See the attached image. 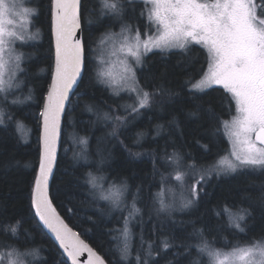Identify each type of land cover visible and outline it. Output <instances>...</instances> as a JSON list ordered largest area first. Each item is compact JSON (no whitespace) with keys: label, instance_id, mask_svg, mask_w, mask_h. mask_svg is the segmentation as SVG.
I'll list each match as a JSON object with an SVG mask.
<instances>
[{"label":"snow or ice","instance_id":"obj_1","mask_svg":"<svg viewBox=\"0 0 264 264\" xmlns=\"http://www.w3.org/2000/svg\"><path fill=\"white\" fill-rule=\"evenodd\" d=\"M99 3V17L108 16L119 22L120 30L113 32L110 28L106 29L98 43H111L113 48L118 47V51L125 59L120 61L119 74L102 69L95 71V75L99 82L112 89L114 96H119L121 92L130 95L133 103L122 106L126 113L139 116L141 110L150 109L157 102L156 97L164 95L167 91L163 87L148 90L140 83L137 72L146 69L145 58L148 53L156 54L155 50L164 53L174 48L187 52L192 45H199L207 50L208 65L202 78L193 84L191 89L193 94L207 95L214 86L219 85L234 102L236 115L231 121H221L231 141L227 157L221 158L214 165H198L194 158L186 160L185 155L174 148L171 153L165 150L163 157L153 158V173L160 176L161 183L160 191L155 194V202L159 204L158 213H165L171 219L173 212L197 208L210 196L206 189L213 174L219 177L252 171L264 175V3L259 6L255 0H99ZM137 3L144 6L139 12L135 7ZM19 7L17 0H0V92H6L12 87V83L4 79L8 68L5 54L14 51L9 45L13 40L25 41L26 38L38 37V31L37 34L26 37L5 27L6 24L14 23L11 18L13 15H28L29 12L38 15L36 10L27 8L16 11ZM54 12L55 75L44 100L43 110L39 113L42 118L43 151L30 202L34 207V216L38 217V223L42 222L43 226L55 235L63 252L71 258L72 264H81L80 257L85 253H87L85 264H107L77 232L68 227L49 197V180L56 163L61 118L65 114L66 102L70 103L69 93L73 86H78V79H82V71L88 70L90 61L99 65L108 63L92 47L97 41L83 34L80 23L81 0H54ZM129 12L132 13L133 20L139 17L145 21L143 33L140 24L128 22L126 17ZM78 30L81 32L79 36L76 35ZM149 30L155 32V35H150ZM111 55L115 56L116 51H112ZM10 59H14L18 71H24L20 68L22 53L14 57L10 55ZM12 80H15L14 75ZM168 95L171 96L172 93L168 92ZM6 98L5 96L2 99ZM86 107L88 111H94L92 105ZM196 107L201 108L202 105L197 104ZM206 111L213 113L210 104ZM114 113L115 109L102 113L96 111L98 119L112 123L111 135L118 143L123 144V141L119 140L117 129L128 122V117ZM189 115L196 116L197 112L190 111ZM10 123H16L17 127H20L19 122L11 120V114H6L0 109V126H3L0 130L6 132ZM172 123H175V120ZM162 127L158 125L157 131L159 132ZM141 136V133H137V143ZM79 142L87 146V140ZM201 147L208 150L207 145ZM130 155L139 156L140 153ZM80 158L87 161V155L83 150ZM158 159L170 169L167 175L157 166ZM103 163L102 157L99 164ZM86 178V182L96 191L99 199L109 201L116 208L124 203L129 191L127 178H120L119 182L114 180L107 188L104 185L106 180L104 176H97L89 171ZM170 178H174L181 189L178 200L174 195L171 199L165 196V192L170 189L164 185ZM141 191L142 188L137 186L129 218L140 212L135 202ZM3 208L4 205L0 203V210ZM212 211L216 220L222 223L202 228L194 227L189 238L196 239L197 243L176 245L167 238L151 241L145 240L141 234V251L134 257L129 245L131 239L129 219L125 218L124 226L120 230V235L124 239L122 245L118 246L120 259L129 261L131 258L134 264H157V258L161 254L172 248L182 247L188 255L191 254V249L195 248L198 255L211 257L214 264H264V234L259 238H250L249 243L243 247L233 248L229 254H223L219 249H215L213 247L215 239L209 240L205 234L219 232L224 228L233 230L234 233L247 234L250 228L247 220L252 217L251 211L235 205L229 206L223 201ZM188 223L194 226L196 221ZM165 227L163 222H159L153 225L152 232H163ZM22 232L26 235L22 236ZM0 235L8 237L0 240V264H36L38 260L46 261V258L41 256L39 248L27 246L32 234L23 229V218L15 221L0 220ZM225 242L229 243L226 238ZM174 254L179 256L181 253ZM168 264L172 262L168 261ZM190 264H199V261L193 260Z\"/></svg>","mask_w":264,"mask_h":264},{"label":"trees","instance_id":"obj_2","mask_svg":"<svg viewBox=\"0 0 264 264\" xmlns=\"http://www.w3.org/2000/svg\"><path fill=\"white\" fill-rule=\"evenodd\" d=\"M29 5L38 12V15H33L32 24L39 30L41 40L18 46L24 57L21 68L24 71H20L18 78L23 83L21 95L27 100L20 104L6 105L5 113L11 114V120L19 122L20 127L16 123H10L6 132L0 130V203L4 205L0 210V220L15 221L23 218V229L32 234L27 246L39 248L41 256L46 258V261H36V264H70L38 223L30 202L40 157V116L37 109L42 106L50 83L54 45L52 0H33ZM135 7L139 12L140 5L136 4ZM99 9L96 0H82L84 35L90 36L94 41L107 23L115 26L112 18L99 17ZM131 17L132 13L129 12L126 17L128 22L143 25V19L137 17L133 20ZM155 52L156 54L150 52L147 55V67L143 72L138 70L137 75L140 83L148 90L163 87L167 91L156 97L157 102L150 109L141 110L139 116L126 115L128 122L117 129L119 140L123 144L118 143L111 135L112 123L98 119L96 111L102 113L115 109V115L125 117L121 106V110L117 108L124 98L119 100L118 96H114L108 87L98 81L91 61L71 98L64 118L63 141L51 185V197L68 223L107 258L109 264H134L131 258L129 261L121 260L118 250V246L123 243L120 230L125 218L130 220L128 227L132 233L130 248L133 257L141 251V234L145 240L151 241L167 238L176 245L197 243L196 239L189 238L194 227L222 223L216 220L212 211L221 201L229 206L249 209L252 217L247 220L250 226L247 234L234 233L227 228L219 232H206L209 240L215 239L214 248H234L249 243L252 237L259 238L264 234V175L252 171L219 177L213 174L206 189L210 196L197 208L173 212L171 219L165 213H158L159 204L155 202V194L160 191L161 183L160 176L153 173V158L163 157L165 150L171 153L176 148L185 155L186 160L194 158L198 165H214L227 152L228 144L221 121L231 116L234 104L221 87H213L207 95H194L191 91L194 82L207 69V53L199 45L190 46L187 52L180 49ZM168 92L172 95L169 96ZM197 104L202 107L197 108ZM209 104L213 113L206 111ZM87 105H92L94 111H88ZM190 111L197 112V115H189ZM174 120L175 123H172ZM158 125L163 126L159 132ZM21 126L29 133L27 141L23 140ZM67 132L74 137L69 147ZM137 133L142 134L139 143ZM80 140H87V146L81 144ZM201 145H207L208 150ZM82 150L87 155V161L80 158ZM102 157L104 163L101 165L99 161ZM157 166L165 175L170 171L159 159ZM89 171L106 177L104 185L127 178L129 191L119 208L99 199L96 191L86 182V173ZM176 184L174 178H170L164 187L168 189L172 186L170 194L178 198L180 187ZM137 186L142 188L135 202L140 212L129 218ZM189 221L196 223L193 226ZM159 222L166 225L164 231L153 233V225ZM21 235L26 233L22 232ZM225 238L229 243L226 244ZM5 239L8 237L0 235V240ZM176 252L181 254L177 256L174 254ZM193 260H198L199 264H208L205 255H198L195 248L188 255L182 247H175L161 254L157 258V264H168V261L172 264H190Z\"/></svg>","mask_w":264,"mask_h":264},{"label":"rangeland","instance_id":"obj_3","mask_svg":"<svg viewBox=\"0 0 264 264\" xmlns=\"http://www.w3.org/2000/svg\"><path fill=\"white\" fill-rule=\"evenodd\" d=\"M30 1L32 2L33 0H17V3L20 5V7L16 11H22L23 8H27V9H30V10H34L33 3H32L33 7H31L29 5V2ZM97 2H98V5L100 7L99 0H97ZM255 2L259 6L260 4L264 3V0H255ZM137 4L140 5V10H142L144 6L142 4H139V3H137ZM32 17H33L32 12H29L28 15H22V16H15V15H13L11 18L13 19L14 23L12 25H7L6 24L5 27L9 31L17 32V34H22V35H25L26 37L28 35H35V34H37V31L39 32V30L36 29L33 26V24H32ZM113 22H114L115 26H111L112 23H107L108 25H106L105 29L103 31H101V32L103 33L106 29H109V28L113 32H119V30H120V28H119V22L114 21V20H113ZM129 23H132V22L130 21ZM144 24H145V21L143 22V25H141V28H140L141 33H143L145 31ZM100 33H99L98 37L95 40V41H97V43H93L92 44V47L94 49H96L97 54L100 55L108 63H106L104 65H99L97 63L91 62V65H92V68H93V73L95 75V71H99V70H102V69H108V70H111L114 74H119V72L121 70L120 61L123 60V59H125V57H124V55L122 53H120L118 51V47L117 48H113V45L111 43H108V44H99L98 42L101 39V34H102V33L101 34ZM149 34L150 35H155V32L149 30ZM39 40H41V38H40V36L38 34V37L36 39H27L26 38L25 41L13 40L12 44L9 45V48L14 49V51L12 53H10V54L9 53H6L5 54V60L8 61V68H7L6 72H5L4 79H5L6 82H11L12 83V87L8 88L6 92H0V109H3L4 112H5V109H6V105L7 104H9V103L10 104H20L21 102L27 100V98H23L22 95H21L23 92L20 89H21L23 83L21 81H19V78H18L20 71H18L16 69V67H15V61H14V59H10V55L12 57H14L16 54H20L21 52H20L18 46L21 45L22 43H27V42H31V41L32 42H35V41H39ZM117 44H118V42H117ZM200 47H202V46H200ZM171 50H177V49L174 48V49H171ZM171 50H169V51H171ZM112 51H116V55L115 56L111 55V52ZM204 51L207 53V50L206 49H204ZM23 61H24V57H23L22 61L20 62V68H22ZM207 67H208V65H207ZM206 71H207V69H206ZM13 75L15 76V80H12V76ZM201 78H202V76L197 81H195L194 84L197 83ZM102 84H104V83H102ZM105 86L108 87L107 85H105ZM214 87H221L222 88V86H219V85L214 86ZM109 89L112 91L111 88H109ZM5 96L7 97L6 100L2 99ZM118 97H119V100L121 98H124V100H123V102L119 106H117V108L119 110H121L120 109V106H121V108L123 109L122 112H124L125 113L124 116H126L128 113L125 112V110H124V108L122 106L123 105L132 104L133 103V99L130 97L129 94H127L125 92H121ZM13 101H19V102L18 103H13ZM233 104H234V102H233ZM41 108H42V106L37 109L39 111V113L41 111ZM235 115H236V112H235V108H234V112L225 121H231L232 117H234ZM68 129H69V126H68ZM21 130H22L21 132H22V135H23L22 136L23 137V140L24 141H27L29 139V133H28V131L26 129H24L22 126H21ZM223 132H224V135H225L226 140H227L228 148H227V152H225L218 159V161L221 158H223V157H227L229 155V151L231 149V141H230V138L225 133L224 128H223ZM72 135L73 134L69 132L68 133V136L66 138L67 143H69L68 147L70 146V144L72 145V142L74 141V137ZM218 161L216 163H218ZM108 185L109 184H105V188H107ZM176 186H178V182H177ZM168 189H170V191H166L165 192V196H166V198L171 199L172 196H171L170 193H171L173 187L172 186H169ZM178 194H179V196L181 195V189H179ZM176 199L178 200L179 197L176 198ZM101 201L104 202V203L110 204L109 201L102 200V199H101ZM131 239H132V233H131ZM131 239L129 240V245H131ZM244 245H246V244L240 245L239 247H243ZM215 249H219L223 254H229V253H231V251H232L233 248H215ZM205 257L207 258L208 264H214V261H213V259L211 257H209L208 255H205Z\"/></svg>","mask_w":264,"mask_h":264},{"label":"water","instance_id":"obj_4","mask_svg":"<svg viewBox=\"0 0 264 264\" xmlns=\"http://www.w3.org/2000/svg\"><path fill=\"white\" fill-rule=\"evenodd\" d=\"M81 6H82V0H81ZM55 12H54V0H52V40H53V45H54V63H53V68H52V74H51V79H50V83H49V86H48V90H49V87L52 83V80L54 78V75H55ZM80 23H81V29L83 30V23H82V10H81V16H80ZM83 34H84V31H83ZM77 36L81 35V32L80 30L77 31L76 33ZM83 74H84V71H82V77H83ZM81 82V79H78V86ZM78 86H73V89L72 91L69 93V101H71V98L73 97V95L75 94ZM47 90V92H48ZM47 92L44 96V100L47 96ZM44 100H43V104H44ZM43 104H42V110H43ZM68 106H69V103L66 102V105H65V114L62 116L61 118V131H60V138H59V141H58V146H57V154H56V163L54 164L53 166V170H52V176L50 177V180H49V197L52 201V205L53 207L56 209L57 213H59L60 217L64 220V222L68 225L69 228H71L74 232H77L80 236V238L85 242L87 243L90 247H92L100 256H102L104 258V256L98 251L96 250L91 244L90 242L85 239L81 234L80 232H78L76 229H74L69 223L68 221L62 216V214L59 212L58 208L56 207L55 203L53 202V199L51 197V185H52V181H53V177H54V174H55V171H56V167H57V162H58V158H59V153H60V150H61V146H62V141H63V131H64V118H65V115H66V112H67V109H68ZM41 110V111H42ZM42 132H43V129H42V118L40 117V126H39V143H40V157H39V162H40V158H41V155H42V151H43V148H42ZM39 173V164H38V167H37V170H36V176L38 175ZM34 187V185H33ZM33 210H34V207H33ZM38 219V217H37ZM41 224V226L44 228V230L46 231V233L54 240V242L56 243V245L59 247L60 251L62 252V254L65 256V259L70 263L72 264V261H71V258L70 257H67L66 253L63 252V249L62 247L59 245V242L58 240H56L55 238V235L53 233H51L50 230H48L45 226H43L42 222H39ZM81 259V264H85L86 260H87V253H85L82 257H80ZM105 259V258H104ZM105 261L108 263V261L105 259Z\"/></svg>","mask_w":264,"mask_h":264},{"label":"bare ground","instance_id":"obj_5","mask_svg":"<svg viewBox=\"0 0 264 264\" xmlns=\"http://www.w3.org/2000/svg\"><path fill=\"white\" fill-rule=\"evenodd\" d=\"M262 179V178H261ZM88 237V236H87ZM139 242V241H138ZM107 259V258H106Z\"/></svg>","mask_w":264,"mask_h":264},{"label":"flooded vegetation","instance_id":"obj_6","mask_svg":"<svg viewBox=\"0 0 264 264\" xmlns=\"http://www.w3.org/2000/svg\"><path fill=\"white\" fill-rule=\"evenodd\" d=\"M97 1V0H96ZM98 3V2H97Z\"/></svg>","mask_w":264,"mask_h":264}]
</instances>
